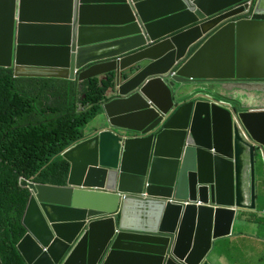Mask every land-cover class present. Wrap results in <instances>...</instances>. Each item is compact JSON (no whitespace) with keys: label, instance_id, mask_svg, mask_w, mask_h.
<instances>
[{"label":"water","instance_id":"95a60500","mask_svg":"<svg viewBox=\"0 0 264 264\" xmlns=\"http://www.w3.org/2000/svg\"><path fill=\"white\" fill-rule=\"evenodd\" d=\"M246 1L0 0L1 69L115 76L103 128L63 155L67 184L22 181L32 192L18 247L27 264H216L212 243L256 208L264 108L228 110L198 85H264V0L224 20ZM41 67L50 73H30Z\"/></svg>","mask_w":264,"mask_h":264},{"label":"trees","instance_id":"16d2710c","mask_svg":"<svg viewBox=\"0 0 264 264\" xmlns=\"http://www.w3.org/2000/svg\"><path fill=\"white\" fill-rule=\"evenodd\" d=\"M108 80L16 78L0 68V257L3 264H27L19 244L32 192L22 186L63 187L71 165L62 155L86 138L89 125L104 113L103 102L113 87ZM258 205L256 206V209ZM243 220L239 213V225ZM240 234V233H239ZM238 234V235H239Z\"/></svg>","mask_w":264,"mask_h":264},{"label":"crops","instance_id":"0c3cea01","mask_svg":"<svg viewBox=\"0 0 264 264\" xmlns=\"http://www.w3.org/2000/svg\"><path fill=\"white\" fill-rule=\"evenodd\" d=\"M34 72L30 73H36V74H44V73H50L46 68H38L33 69ZM199 87H206L210 88L215 92V89L219 91V94H222V96L225 97H218L215 94H211L206 92V95L214 96L217 99L220 100H226L230 102L233 106L239 105V103L243 105L249 106L248 108H264V85L257 84V83H251L247 84L244 83L242 85H237V87L233 86L237 90L232 93V95L226 94V92L218 87L217 84L214 82H206L204 84L198 85ZM258 93L261 95L259 96ZM252 106H259V107H252ZM106 121L105 113L101 114L93 124L89 125L86 131L94 132L97 129H102L104 126V123ZM86 136V135H85ZM256 192V191H255ZM257 197V193H256ZM261 199H263V202H261V209H256L254 211L250 210H242L243 214V220L240 221L239 225L240 227H243V225L247 224L251 228H257V230H264V223H261V219H264V194L261 196ZM258 222V223H257ZM256 227H253L252 225L256 224ZM262 224V225H261ZM235 229V224L232 227V235L225 237V248L221 252L216 249L215 244L217 241H214L212 243V250L208 255L209 260H214L216 264H245L240 263L237 260V251L241 252L240 246L242 245H250V246H258L261 242L264 241V237L259 236L258 232L256 233L257 237H254L252 234H243L242 231L239 235H233ZM253 233V232H252ZM246 240L247 242H245Z\"/></svg>","mask_w":264,"mask_h":264},{"label":"rangeland","instance_id":"374dc122","mask_svg":"<svg viewBox=\"0 0 264 264\" xmlns=\"http://www.w3.org/2000/svg\"><path fill=\"white\" fill-rule=\"evenodd\" d=\"M137 65L138 64H136L135 66H137ZM107 75H109V74H106V72H105L104 74H102L99 77L101 79L108 80ZM80 82H83V81H80ZM222 88L226 92V94H228L230 96L232 95V93L234 91L237 90L236 88H234L232 86H228V85H225ZM198 92L199 93L200 92H203V93L208 92V93H211V94H219L218 90L215 89V92H214L212 89L206 88V87H200L198 89ZM257 94L259 96L261 95L258 92H257ZM247 107H249V106H247ZM252 107H259V106H252ZM254 163H255L254 164V169H255V191L257 193L256 206L258 205L257 209H261L260 208L261 207V202H263V199H261V196L264 194V160H263V158L261 157V155L259 153L256 155V162H254ZM250 211H254V209L250 210ZM257 223L252 225V226L256 227ZM261 223H264V219H261ZM241 231H242L243 234H252L254 237H257L256 233L258 232L259 236L264 237V230H257V228L253 229V228L249 227L247 224L243 225V227L237 226L235 224V229H234L233 235H238ZM231 235H232V233H231ZM224 238L217 239V242L215 244L216 249L221 251V252L225 248V242L226 241H225ZM244 241L247 242L246 240H244ZM240 248H241L242 251L241 252L237 251V254H236L237 255V260L240 263L242 262V263H245V264H264V241L261 242L258 246L242 245V246H240Z\"/></svg>","mask_w":264,"mask_h":264},{"label":"built area","instance_id":"2783aa9c","mask_svg":"<svg viewBox=\"0 0 264 264\" xmlns=\"http://www.w3.org/2000/svg\"><path fill=\"white\" fill-rule=\"evenodd\" d=\"M257 0H248L246 1V3L234 7L232 9H230L227 12H224L223 14H229L226 18H224V20H238L244 17V15H246V17H250L253 14V9L256 6ZM244 8V9H243ZM223 20V21H224ZM209 96V95H208ZM220 105L225 107L228 110H232L233 109V105L225 100H220ZM167 203L170 204H183V205H187L189 202L188 200H184V201H176L174 199H170L167 200ZM196 204L199 205L201 204L200 202L196 201Z\"/></svg>","mask_w":264,"mask_h":264},{"label":"bare ground","instance_id":"6f19581e","mask_svg":"<svg viewBox=\"0 0 264 264\" xmlns=\"http://www.w3.org/2000/svg\"><path fill=\"white\" fill-rule=\"evenodd\" d=\"M210 26V23H207L204 25V28L205 27H208ZM169 45H162V46H157L147 52H143V53H140L137 57L135 56H129L127 58H124L121 60V62L119 64H115L114 63V66L117 67V68H121V67H126L127 65H131V64H134L135 62L141 60L142 58L146 57L147 55L149 56H156L157 54L154 53V51H163L164 49H166ZM112 66L109 65L107 67H103V71H106L108 69H110Z\"/></svg>","mask_w":264,"mask_h":264},{"label":"clouds","instance_id":"9594fccd","mask_svg":"<svg viewBox=\"0 0 264 264\" xmlns=\"http://www.w3.org/2000/svg\"><path fill=\"white\" fill-rule=\"evenodd\" d=\"M225 101H226V100H225ZM65 153H66V152H65ZM65 153H64V154H65ZM64 154H63V155H64ZM63 155H62V157H63ZM29 189H30V188H29Z\"/></svg>","mask_w":264,"mask_h":264}]
</instances>
